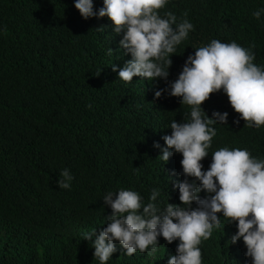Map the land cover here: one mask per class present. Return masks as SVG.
<instances>
[{
	"label": "trees",
	"instance_id": "1",
	"mask_svg": "<svg viewBox=\"0 0 264 264\" xmlns=\"http://www.w3.org/2000/svg\"><path fill=\"white\" fill-rule=\"evenodd\" d=\"M92 2L94 11L102 6ZM257 8L264 0H169L160 13L186 12L194 28L170 55L167 80L211 39L253 44V63L264 66V14L255 19ZM121 35L106 15L82 18L73 0H0V264H99L82 234L93 230L94 238L105 226L111 209L102 196L109 190L132 188L146 203L159 188L161 207L167 194L179 203L167 174L183 178L181 155L163 164L153 142L164 146L170 120H185L189 108L176 96L154 98L165 81L117 76L110 65L119 70L130 58L115 52ZM201 107L208 116L228 113L226 124L213 125L203 169L224 146L264 158V125L246 127L225 93H210ZM64 168L70 189L57 186ZM235 231V222L214 229L201 242L202 264H251L241 240L229 243ZM158 243L168 244L163 237ZM116 249L106 264H167L169 256L166 248L155 255H125L118 243Z\"/></svg>",
	"mask_w": 264,
	"mask_h": 264
},
{
	"label": "clouds",
	"instance_id": "2",
	"mask_svg": "<svg viewBox=\"0 0 264 264\" xmlns=\"http://www.w3.org/2000/svg\"><path fill=\"white\" fill-rule=\"evenodd\" d=\"M169 0H102V6L93 10L92 0H73L74 7L84 19L107 16L112 32L122 35L117 50L129 54L117 70L111 69L125 83L133 76L154 84V98L163 94L180 98L188 106L187 118L168 125L170 134L162 136L164 146L159 148L163 164L173 153H179L182 179H173L174 170L167 174L168 183L178 191L179 203L161 207L159 188L150 191L145 203L132 188H119L104 193L102 200L111 212L106 224L93 238V230L84 233L90 240L93 256L99 264H106L118 243L125 255L139 251L155 254L158 237L171 243L176 241L175 252L168 256L167 264H202L201 242L208 240L213 230L235 222L236 231L228 237L229 243L241 240L245 257L251 264H264V158H256L246 148L219 147L211 152V161L203 169L202 159L209 154L212 138L216 136V123L226 124L228 113L213 110L205 114L201 102L210 93L222 91L231 108L243 119L246 127L264 125V66L253 63L255 47H243L236 41L221 42L211 39L206 45L194 48L177 77L168 81L171 54L188 38L194 25L183 13L180 18L171 11L160 13ZM264 8H257L252 16L258 21ZM109 55L114 50L108 47ZM119 58V57H118ZM233 124L239 123L234 118ZM62 179L57 186L70 189L73 179L67 168L61 169ZM205 193L203 197L199 194Z\"/></svg>",
	"mask_w": 264,
	"mask_h": 264
},
{
	"label": "rangeland",
	"instance_id": "3",
	"mask_svg": "<svg viewBox=\"0 0 264 264\" xmlns=\"http://www.w3.org/2000/svg\"><path fill=\"white\" fill-rule=\"evenodd\" d=\"M220 219H221V225H223L224 222H225V218H224L223 216H221ZM175 246H176V244H171V243H168V244H166V245L157 246V252H156L155 254L158 253V249H159V248H164V249L166 248L168 254H169V255H172V254H174V252H175ZM155 254H154V255H155ZM152 255H153V254H152Z\"/></svg>",
	"mask_w": 264,
	"mask_h": 264
}]
</instances>
